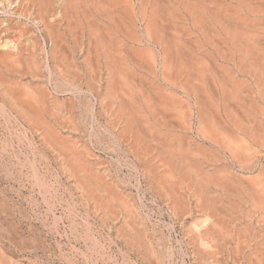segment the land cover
Segmentation results:
<instances>
[{"label": "bare ground", "instance_id": "bare-ground-1", "mask_svg": "<svg viewBox=\"0 0 264 264\" xmlns=\"http://www.w3.org/2000/svg\"><path fill=\"white\" fill-rule=\"evenodd\" d=\"M17 29L19 34L26 30L32 34L34 31L40 34L39 37H42L40 40L44 42V45L42 48L39 47L40 52L36 54L37 57L32 48V45L36 43L31 44L28 41L29 37L27 41H23V39L19 40L20 35H13L19 38V41L15 39L13 42L8 41V38L3 40L1 37L3 32L14 30L16 33ZM58 46L64 50L59 49ZM1 48L3 51H0V112L3 114L6 107H9L17 116H20L33 133L38 135L37 139L40 140L41 146L50 151L62 172L59 175L63 174L66 177L67 184L73 187V192H76V196L80 198L79 201L86 208H90L91 213L94 211L98 214L101 222L107 218L115 221L116 231H112L117 235L116 240L118 237L121 239L123 246L120 245L124 247V255L134 254L137 259L144 260L148 264L151 262L167 264L169 260H166L172 255L169 248L171 245L159 247L164 241L163 236L158 237L156 242L152 240L149 234L151 229L148 231L145 218H142L137 205L134 204L136 207H133V204L130 205L133 202L131 200L133 196L130 195L132 193L126 196L120 192L118 181L112 180L114 175L109 178L113 182L107 181L105 175L107 168L106 171L100 170L104 166L103 160H100L102 162L100 167L99 163L92 161L93 153L90 148L82 143L80 147L78 144L80 142L77 143L74 140L83 135L75 132L78 128L82 129L78 127L79 123L75 122L76 124L73 125L72 120L68 121L73 126L67 125V127H72L76 133L72 136L74 139H69L60 135L62 132H57V124L53 125L50 118H46L45 113L49 114L53 111L52 107H48L51 103L47 104L52 93L46 92L50 90L67 92L72 98H77L70 106L74 109L80 105L79 99H83L82 102L80 100V107L89 116L91 115V122L97 121L96 118L101 115L100 111L102 112L105 124L102 123L100 127L98 124V130L109 139V142H106L110 145L107 146L106 142L107 145H105L109 147V151L110 148L113 149L112 153L121 152V148L123 149L121 146L126 145L125 151L130 152V155L136 158V162L139 161L142 173L148 179L147 182L157 191L158 197L159 194L161 195L160 199H163L161 201H164L165 206L171 211V216L174 215L177 218V216L191 215L194 212L192 210L200 212V215L198 214L200 217H197L199 220L194 214L195 217H193L197 221L193 220L191 223L189 220L191 227L186 229V233L191 234L188 240L192 241L191 249L195 262L198 264H264V0H0ZM41 53L44 56H41ZM22 60L27 64L24 68L26 70L20 64H23ZM42 67L48 72V75L45 74L46 78L42 73ZM53 72L56 77L62 78L60 82L52 80ZM9 74H12L13 78H10ZM27 77L33 80L32 82H36L33 86L38 87L43 95L40 93L37 97L36 90L29 88L31 86L27 84L30 82L29 79L24 84L16 80ZM44 81H53V85L49 87L43 83ZM40 96L42 98H39ZM52 101L57 109L56 113L67 105L65 103H68L63 99H52ZM48 109L51 111L49 112ZM56 113L54 115H57ZM62 116V119L66 121L68 115ZM3 121L5 122V119ZM90 121L88 120V125L82 121L88 130L94 128ZM13 127L15 128V125ZM13 127L9 129L14 130ZM13 130L12 132L16 131ZM100 135L98 134L97 137L96 134L97 139ZM17 137L20 138V136ZM95 141L101 144L100 139ZM16 142L19 144L20 141L16 140ZM21 143L22 141L19 145ZM90 144L92 143L89 142V147H91ZM34 145L33 147L36 146ZM10 148L17 149L12 146ZM40 153L42 152L39 154L37 152L38 155ZM6 154L4 152V155ZM15 154L11 156L14 157ZM43 155L45 156V153ZM45 157L48 158L47 155ZM128 157L130 156L126 158ZM120 158H118L119 162ZM26 159L23 161L26 162ZM36 159L38 162V158ZM30 163L32 165L30 167H33V174L31 173L35 180L33 182L42 189L48 187L49 183L47 182V186L46 182L42 181L37 170L38 166L36 168L32 160ZM3 164H1L2 167L5 165ZM6 166L8 167V164ZM16 175L17 173L15 177ZM21 175L19 178L22 177ZM25 177L26 175L23 178ZM136 181L138 182L135 179L134 182ZM130 183L127 182L129 185ZM135 186L139 188L138 185ZM37 192L39 194V191ZM130 197L132 202L129 201L131 203H128V207L126 200ZM141 197L143 198L142 193ZM20 214L21 220L23 215ZM75 214L72 213L74 217ZM11 216L13 215L10 214ZM51 216L57 219L56 215ZM24 220L27 222L28 219ZM180 221L181 219L177 223L179 224ZM26 222L24 221V224ZM56 222L58 224V221ZM2 224L3 221L2 223L0 221L1 234L4 229ZM184 225L186 228V224ZM10 230H4V232L8 231L9 234ZM72 231L70 229V233ZM186 233L184 234L187 235ZM37 236L39 235L34 237L37 238ZM29 240H27L28 243ZM23 241L24 239L20 244L24 247L23 244L26 242ZM34 242L32 240V243ZM14 243H17L16 240ZM95 243L97 245L96 241ZM31 247L34 246L31 245ZM26 248L30 251L28 247ZM41 251L44 252L45 249L43 250L42 247ZM219 255H221L220 259H218ZM25 257L21 258L19 254L11 253L3 244L0 245V264H32L34 257ZM47 261L45 260L46 264L49 263ZM125 264H128V261Z\"/></svg>", "mask_w": 264, "mask_h": 264}, {"label": "rangeland", "instance_id": "rangeland-1", "mask_svg": "<svg viewBox=\"0 0 264 264\" xmlns=\"http://www.w3.org/2000/svg\"><path fill=\"white\" fill-rule=\"evenodd\" d=\"M17 31H18V29L16 30V33H15V31L14 30H12V31H10V32H8V31H6V32H3L2 34H1V37L3 38V40H4V38H8L7 40L9 41L10 40V42H13V40H15V39H19V40H21V39H23V41L24 40H28V41H30L31 42V44H32V42H33V44H34V42L36 43V44H34V45H32V48L34 49L33 51H34V55H36V54H39V52H40V50H39V47H43V45H44V42L42 41V40H40V39H42V37L40 38L39 36H40V34L37 32V31H34V33L32 34V33H30L28 30H26V31H23L22 33L20 32V34L19 33H17ZM12 36H10L9 34ZM28 33V34H27ZM30 33V34H29ZM35 33H36V35L38 36V38H37V36L35 35ZM38 33V34H37ZM18 34V35H17ZM24 34V35H23ZM26 34H27V37H26ZM3 35V36H2ZM6 35H8V36H6ZM13 35H16V36H19V38L18 37H16V36H13ZM29 35V36H28ZM32 36V37H31ZM35 36V37H34ZM10 37V38H9ZM16 37V38H15ZM26 38V39H24V38ZM29 37V38H28ZM28 38V39H27ZM32 38V40H30ZM34 39H36V40H34ZM37 39L39 40V41H37ZM12 40V41H11ZM16 40V41H17ZM18 40V41H19ZM34 40V41H33ZM9 42V43H10ZM38 42V43H37ZM42 42H43V44H42ZM8 45H6V47H7ZM31 46V45H30ZM5 47V46H4ZM3 47V48H4ZM5 47V48H6ZM36 47V48H35ZM59 47V46H58ZM62 48V47H61ZM60 47H59V49H61ZM37 49V50H36ZM61 50H64V49H61ZM0 51H3L2 50V48L0 49ZM37 51V52H36ZM41 56H44V54L42 55V53H41ZM36 57H37V55H36ZM41 58V60H43L42 59V57H40ZM23 61V60H22ZM43 62V61H42ZM22 66H23V69L25 68V66H27V64L26 63H24V61H23V64L22 63H20ZM18 65V64H17ZM22 66H21V68H22ZM24 70H26V69H24ZM45 71V72H44ZM42 73L44 74V78H46L47 76L46 75H48V72H47V70H46V68H43L42 67ZM54 73V72H53ZM52 73V74H53ZM46 74V75H45ZM10 78L13 76L12 74H9L8 75ZM46 76V77H45ZM13 78V77H12ZM51 78H52V80H54V82L56 81L57 83L58 82H60V80L62 79L61 77H56V75H55V73H54V75H52L51 76ZM57 78H59V79H57ZM29 78L27 77L26 79H16L17 80V82L18 83H21V84H24V82H26V80H28ZM25 80V81H24ZM28 81H30L29 83H27L28 84V86L29 85H31V86H29V88H31V89H33V91H35L36 90V96L38 97L39 96V94L41 93V92H39L40 90H39V88L38 87H34L33 85L36 83V82H32L30 79L28 80ZM45 85H47V86H49V87H51L52 85H53V81H51V82H46V81H44L43 82ZM47 83V84H46ZM52 83V84H51ZM48 84H50V85H48ZM34 87V88H33ZM38 88V89H37ZM35 89V90H34ZM53 90V89H52ZM39 92V93H38ZM46 93H49V94H51L50 95V97L54 100H56V99H59V100H61V99H63V101H66V100H68V101H66V102H68V103H65V105L66 106H64L63 107V109L60 111V112H58L57 111V113L55 112L57 109H55L56 107L55 106H53L54 105V102L52 101V99L50 98L48 101H47V104H50V105H48V107H52L53 108V111L57 114V115H54L55 113L52 111V113H49L51 110L50 109H48V111L49 112H47V113H49V114H46L45 112V115L47 116L46 118H50L49 120L51 121V123L53 124V125H56V128H57V132H59V133H61L60 135H63V136H66V137H68L69 139H74V138H72V136H73V134L74 135H76V133H81V134H83V135H80V138H77V139H74V140H76L77 141V143L78 142H80V143H78L79 144V146L80 147H82V144H84L87 148H90V150H91V152L93 153V156L91 157L92 158V161H94L95 163L97 162V163H99L98 165H100V167L102 166V165H104V166H102V168L100 169V170H105L106 171V168H107V174L108 173H110V175H111V177H110V175H107V174H105L106 176H107V178H106V180L108 181H111V182H113L112 180H114L115 179V181L114 182H117L119 185H120V192H122V193H124L125 195L126 194H129V193H132V194H130L131 195V197H132V199H131V197L129 198V199H127L126 201H127V206L129 207V205H128V203H131L132 201L131 200H133V202L130 204V205H137V208L139 209V211H140V213H142L141 215H142V218L144 219V221H146L145 222V225H147V228H148V231H149V234L151 235L150 237L152 238V240H154L155 242H156V240H157V238L158 237H160V236H163L164 237V241H163V243H162V246L160 245L159 247H161V248H164L166 245L167 246H169V245H171V246H169V248H170V250H171V254L172 255H174V256H170L166 261H168L169 260V262H167V264H196L197 262H195V260H194V257L192 256V241H189L190 239V237H191V234H187L186 233V229L189 227H191V224L189 223V220H191V223H192V221L194 220V221H197V220H199V218H197V217H200L199 215H200V212H198V211H196L195 212V210H192V217H191V215H186V216H184L183 215V217L182 216H180V217H182V218H184V219H182V218H180L179 216H177V218H176V216H174V215H172L171 216V211H169V209L167 208V206H165L166 204L164 203V201H161V200H163V199H160V197H161V195L159 194V197H158V194H157V191L154 189V187L153 186H150V184L147 182L148 181V179L146 178V176L145 175H143V171L141 170V166H140V163H139V161L138 162H136V158H134L133 157V155L131 154L130 155V152H127V151H125V149H126V145H122L121 147H123V149L121 148V150L125 153V155H124V153L121 151V152H119V153H112V151H113V149L111 150V148H110V151H109V147L107 148V146H109L110 145V143H107V142H109V139L105 136V135H103V134H101V132L98 130V128L101 126V124L103 123V124H105L104 123V121H105V119H104V115H102V112L100 111V114L101 115H99L98 116V118H96L97 119V121L95 120V122H91L90 120H91V115L89 116V114H87V113H85L82 109H81V102H82V100L83 99H79V103H80V105H78V106H76V108L77 109H74V107H70L71 106V104H72V102H75L74 100L75 99H77V98H72V96H71V94H69V93H67V92H61V91H59V92H55V91H48V92H46ZM56 93V94H55ZM61 93V94H60ZM62 93H64V94H62ZM38 94V95H37ZM66 94V95H65ZM40 95H43V93H41ZM54 95V96H53ZM62 95H64V96H62ZM68 95H69V97H68ZM60 96H62V97H60ZM68 97V98H67ZM0 98H1V96H0ZM39 98H42L41 96L39 97ZM83 98V97H82ZM80 100H81V102H80ZM0 101H1V99H0ZM52 101V102H51ZM76 102H78V101H76ZM73 108V110H71ZM80 108V109H79ZM11 108H9V107H6V110L3 112V114L0 112V140H2L1 142H0V156L2 155V153H3V156H1L0 157V163L1 162H5V160H6V162L3 164V163H1V164H3L4 166L2 167V165L0 164V204H2L3 206L5 205V201L7 202L6 203V205L5 206H7L6 208H5V206L3 207L2 205L0 206V216H1V218H0V221H1V223H2V221H3V224H2V226H3V231H2V234L0 233V245H4V246H6V248H9V250H10V252L12 253H16V254H19V257H21V258H23V257H25V256H27V257H30V258H32V257H34L35 258V256H37L36 258H35V260H34V258H32L33 259V262H32V264H42V262H43V264H46L45 263V260L47 261L48 259V261H47V263L49 262L50 264H125L127 261H128V264H133L134 262V264H144V263H147L146 261H144V260H140V259H137L136 257H135V255L134 254H129L128 256L125 254L124 255V253L125 252H123L124 251V247H122L123 246V243H122V241H121V239H119V237H118V239L116 240L115 238H117V235H115V233H113L114 231H116V224H115V221L113 222L111 219H109V218H107V219H103L104 220V223H103V220H102V222H101V218H100V216L98 215V214H96L94 211H92V213H91V209L89 208L88 209V207L86 208L84 205H83V203L82 202H80L79 200H80V198H78V195L76 196V192H73L74 191V189H73V187L71 186L70 187V184H67L68 183V181L66 180V177L63 175V174H61V175H59V173H62L61 171H60V169H59V165H58V163L54 160V157L52 156V154L51 153H49L50 151H48V150H45V148L43 147V146H41L42 144H41V142H40V140L39 139H37V138H39L38 137V135L37 134H35V133H33V131L31 130V128L29 127V125L27 124V123H25L22 119H21V117L20 116H17L16 115V113L11 109ZM67 111H66V110ZM79 109V110H78ZM96 109L98 110V108L96 107ZM82 110V111H81ZM1 111V110H0ZM65 111V112H64ZM74 111H77V112H74ZM7 112V113H6ZM11 112H13V113H11ZM61 112H63L62 114H60ZM69 112V113H68ZM74 112V113H73ZM83 113L82 115L81 114H79V113ZM98 112V111H97ZM96 112V116H97V113ZM77 113V114H76ZM50 114H51V116H50ZM68 115V116H70V117H66V115ZM71 114V115H70ZM73 114V115H72ZM8 115V116H7ZM12 115H13V117H12ZM52 115H54V116H52ZM59 115V117H57ZM62 115H64L66 118H67V122L69 121V122H71V120H72V124L73 125H75L76 123L78 124L79 123V125H78V127H80V128H82V129H79L78 128V130L77 131H75L76 133H74V129L72 128V127H67V125L68 126H73L72 124H69V122L67 123L65 120H63L62 118H63V116ZM86 115H88L89 117L87 118V116ZM17 116V117H16ZM50 116V117H49ZM71 116H74V117H71ZM84 116V117H83ZM6 117V118H5ZM8 117V118H7ZM19 117V118H18ZM56 117V118H55ZM60 117H61V119H60ZM65 117H64V119H65ZM81 117V121L79 120V118ZM103 117V118H102ZM5 119V122L3 121V119ZM10 118V119H9ZM70 118V119H69ZM73 118V119H72ZM84 118V119H83ZM10 121H9V120ZM14 119H15V121H14ZM16 119L18 120V122L16 123ZM53 119V120H52ZM58 119H60V120H58ZM57 122H56V121ZM63 120V121H62ZM74 120V121H73ZM88 120L91 122V123H93V125L92 126H94V128H92V129H94L93 131H92V129H86L85 127L86 126H84L83 124H82V121H83V123L84 122H86V123H84V124H86V125H88ZM102 122H101V121ZM12 121V122H11ZM20 121V122H19ZM59 121H60V123H61V125H60V123H59ZM64 121H65V123H64ZM80 121V122H79ZM2 122V123H1ZM11 122V123H10ZM15 122V123H14ZM63 122V123H62ZM76 122V123H75ZM97 122V123H96ZM99 122V123H98ZM9 123V124H8ZM22 123V125L25 127L26 126V128H24L22 125H20ZM67 123V124H66ZM96 123V124H95ZM11 124V125H10ZM15 125V128H16V126L17 125H20L22 128H19L20 126H17V128L15 129L13 126ZM64 124V125H63ZM95 124V125H94ZM98 124H99V127H98ZM4 125V126H3ZM28 125V126H27ZM97 125V127H95ZM5 126H7V127H5ZM60 126H62V127H60ZM66 126V127H65ZM81 126H84V127H81ZM5 127V128H4ZM10 127H13L14 128V130H16L15 132H12V128L11 129H9ZM28 127V128H27ZM59 127V128H58ZM7 128V129H6ZM24 128V130H22ZM65 128V129H64ZM70 128H72V131H70L71 129ZM85 128V129H84ZM103 128H104V126H102V130H103ZM9 129V130H8ZM21 129V131H19V130ZM25 129H26V131H25ZM59 129V130H58ZM98 130V132H96L97 130ZM11 130V131H10ZM13 130V131H14ZM19 132H18V131ZM32 131L31 133L32 134H30V132H28V131ZM65 130H67V132L65 131ZM8 131V132H7ZM24 131H25V133H24ZM80 131H82V132H80ZM96 133H95V132ZM104 131V130H103ZM4 132H5V135H4ZM16 132H18V133H16ZM20 132H23L22 134L20 133ZM9 135H8V134ZM14 134V135H12V134ZM69 133V134H68ZM87 133V134H86ZM16 134H18V135H16ZM20 134V135H19ZM25 134H28V135H25ZM65 134V135H64ZM68 134V135H67ZM72 134V135H71ZM96 134H97V137H98V134L100 135H102V137H101V135H100V138H98V139H100V142H101V144L100 143H97L95 140H98L97 139V137H96ZM3 135V136H2ZM23 135L25 136L24 138H23ZM92 135L94 136V137H92ZM5 136V137H4ZM6 136H7V138H6ZM14 136H15V139H14ZM17 136H20V138L19 137H17ZM30 136V137H29ZM36 136V137H35ZM86 136V138H84V137ZM84 139H83V138ZM106 137V138H105ZM2 138V139H1ZM5 138V139H4ZM17 138V139H16ZM30 138V139H29ZM34 138H36V139H34ZM94 138V139H93ZM96 138V139H95ZM102 138V139H101ZM7 139V140H6ZM12 139V140H11ZM20 139V140H19ZM22 139V140H21ZM33 141H32V140ZM68 139V140H69ZM83 139V140H82ZM87 140V142H86V140ZM103 139H104V141H103ZM106 139V140H105ZM108 139V140H107ZM10 140V142H8ZM16 140L17 141H22V143H21V145H19L20 144V142H18L19 144H17V142H16ZM31 140V141H30ZM79 140V141H78ZM90 140V141H89ZM93 140V141H92ZM4 141V142H3ZM6 141V142H5ZM11 141H14V142H11ZM28 141V142H27ZM35 141V142H34ZM71 141H73V140H71ZM85 141V142H84ZM92 141V142H91ZM107 141V142H106ZM16 142V143H15ZM25 142H27V143H25ZM32 142H33V144H32ZM84 142V143H83ZM89 142L90 143H92V144H90V146L92 147H89ZM96 142V143H95ZM108 144H106V143ZM7 143V144H6ZM8 143H9V145H8ZM36 143V144H35ZM38 143V144H37ZM82 143V144H81ZM102 143L104 144V145H102ZM25 145V146H23V145ZM36 146H35V145ZM77 144V145H78ZM99 144V145H98ZM107 146H106V145ZM6 145H7V147H6ZM29 145V146H28ZM33 145L35 146V147H33ZM88 145V146H87ZM6 148H4V147ZM14 147V148H17V149H11L10 147ZM28 146V147H27ZM32 148H31V147ZM38 146H40V147H38ZM97 146V147H96ZM100 146H102V147H100ZM104 146H105V148H104ZM9 147V148H8ZM21 147V148H20ZM24 147V148H23ZM43 147V148H42ZM25 148H27L28 150H26ZM35 148V149H34ZM37 148V149H36ZM99 148V149H98ZM3 149V150H2ZM7 149L9 150V151H7ZM13 150V152L11 151V150ZM33 149V150H32ZM41 149V150H40ZM106 149V150H105ZM2 150V151H1ZM5 150V151H4ZM21 150V151H20ZM24 150V151H23ZM35 150V151H34ZM38 150V151H37ZM99 150V151H98ZM101 150H103V151H101ZM108 150V151H107ZM19 151V152H18ZM26 151V152H25ZM27 151H29V152H27ZM38 152V154H39V152H42V153H40V155H38L37 154V152ZM2 152V153H1ZM4 152H5V154L7 153V152H9V153H7L6 155H4ZM12 152V153H11ZM18 152V153H17ZM24 152V153H23ZM36 152V153H35ZM15 153H17V155L15 154ZM21 153V154H20ZM26 153H29V154H26ZM31 153V154H30ZM32 153H35V155H32ZM45 153V156L47 155V159H46V157L43 155ZM96 155H95V154ZM98 153H100V154H98ZM110 153H112V154H110ZM123 153V154H122ZM10 154V155H9ZM13 154H15L14 155V157H12L13 156ZM18 154H20V155H18ZM39 156H37V155ZM115 156H114V155ZM117 154V155H116ZM120 154H121V156H120ZM12 155V156H11ZM95 155V156H94ZM26 156V157H25ZM28 156V157H27ZM31 156V157H30ZM35 156V157H34ZM37 156V157H36ZM101 156H102V158H101ZM124 156H130V157H128V158H126V157H124ZM16 157H18L17 159H16ZM25 157V158H24ZM29 157H30V159H29ZM32 157H34V158H32ZM44 158V159H41V158ZM94 157H96V158H94ZM98 157V158H97ZM116 159H115V158ZM119 157H121V158H123V159H121L120 158V162L118 161V158ZM4 160H3V159ZM10 158V159H9ZM12 158V159H11ZM15 158V159H14ZM21 158V159H20ZM27 158V159H26ZM36 158H38V162L36 161L37 159ZM39 158H40V160H39ZM93 158H94V160H93ZM105 158V159H104ZM113 158V159H112ZM7 159H9V161L11 162H9V161H7ZM24 159H26V162L25 161H23ZM28 159H29V163L31 162V160H32V162L34 163V165L36 166V168H37V166H38V168H37V170H38V172L40 173V175H41V177H42V181H44L43 183H45L46 182V185L48 186V183H49V188L48 187H46V188H44V189H42L41 187H39L38 185H36V183H34L35 182V180H34V176L32 175L33 174V172H32V168L33 167H30V166H32L31 165V163L29 164V163H27L28 162ZM110 159H112L111 161H110ZM133 161H132V160ZM22 162H21V161ZM42 160V161H41ZM47 160V161H46ZM50 160V161H49ZM100 160H103L102 162H103V164H102V162H100ZM105 160V161H104ZM125 161V163H126V161H129V162H127L126 163V165H125V163H124V161ZM131 160V161H130ZM135 160V161H134ZM16 161H19V162H16ZM45 161V162H44ZM49 161V162H48ZM115 161V162H114ZM116 161H118V162H116ZM7 162H9L10 164H11V166L9 165V163H7ZM24 162V164H25V166H24V164H22ZM56 164H55V163ZM106 162V163H105ZM112 164H111V163ZM8 164V167L6 166L7 164ZM17 163V164H16ZM19 163V164H18ZM46 163V164H45ZM51 163V164H50ZM106 165H105V164ZM115 163V164H114ZM124 163V164H123ZM129 163L131 164V165H133V166H131V168L132 167H138V168H136V170H135V168L133 169L134 170V172H133V170H131V168H130V166H129ZM134 163H136V164H134ZM15 164V165H14ZM36 164H38V165H36ZM40 164V165H39ZM48 164H49V166L51 167H49L48 166ZM102 164V165H101ZM108 164H110V165H108ZM119 164V165H118ZM127 164H128V166H127ZM20 165V166H19ZM22 165V166H21ZM27 165H28V168L30 169V170H28V168H27ZM56 165V166H55ZM114 165V167H112ZM118 167H117V166ZM123 167H122V166ZM139 165V166H138ZM13 166V167H12ZM40 166V167H39ZM58 166V167H57ZM107 166V167H106ZM110 168H109V167ZM128 168H127V167ZM43 167V168H42ZM5 168V169H4ZM48 168V169H47ZM108 168H109V170H108ZM119 169V171H118V169ZM16 169V170H15ZM45 171H43V170ZM56 169V170H55ZM110 169H112V170H110ZM121 169V170H120ZM14 170V171H13ZM28 170V171H27ZM138 170V171H137ZM16 171V172H15ZM25 171V172H24ZM31 171V172H30ZM117 171V172H116ZM15 172V173H14ZM114 172V173H113ZM115 172L117 173V174H115ZM122 172V173H121ZM138 174H137V173ZM14 175H13V174ZM17 173V175H16V177H15V174ZM21 173H23L22 175H21ZM25 173V174H24ZM32 173V174H31ZM47 173V174H46ZM10 174H12V176L10 175ZM57 174V175H56ZM123 174V175H122ZM128 174V175H127ZM132 174H134V176L132 175ZM135 174H137L136 176H135ZM140 174V175H139ZM6 175H8V177L6 176ZM19 175V176H18ZM20 175L22 176L21 178H19L20 177ZM26 175V179L25 178H23L24 176ZM43 175V176H42ZM47 175V176H46ZM59 175V176H58ZM63 175V176H62ZM113 175H114V177H113ZM118 177H117V176ZM127 175V176H126ZM130 175H131V177H130ZM11 176V177H10ZM45 176V177H44ZM56 176H58V177H56ZM133 176V177H132ZM33 177V178H32ZM65 177V178H64ZM113 177V178H112ZM116 177V178H115ZM127 177H129L128 179H127ZM141 177V178H140ZM23 178V179H22ZM109 178H112V180L111 179H109ZM138 178V179H137ZM19 181H18V180ZM48 179H50V181L48 180ZM126 181H125V180ZM132 179V180H131ZM135 179L136 180H138V182L136 181V182H134L135 181ZM144 179V180H143ZM33 180H34V182H33ZM46 180V181H45ZM134 180V181H133ZM22 181V182H21ZM58 181V182H57ZM125 181V182H124ZM129 181V183H130V185L129 184H127V182ZM140 181V182H139ZM142 181V182H141ZM20 182V183H19ZM25 182V183H24ZM30 182V183H29ZM48 182V183H47ZM56 182V183H55ZM66 182V183H65ZM122 182V183H121ZM134 182V183H133ZM33 183V184H32ZM53 183H55V184H53ZM60 183V184H59ZM24 184H25V186H24ZM53 184V185H52ZM131 184H133V186L131 185ZM142 184V185H141ZM36 185V186H35ZM46 185H44V186H46ZM122 185V186H121ZM129 185V186H128ZM135 185H138V187L139 188H137V186H135ZM140 185V186H139ZM24 186V187H23ZM31 186H32V188H31ZM66 186V187H65ZM124 186V187H123ZM128 186V187H127ZM40 189H39V188ZM121 187H123V188H121ZM145 187V188H144ZM68 190H67V189ZM135 188L137 189V190H135ZM37 189H39V190H37ZM41 189H42V191L43 192H47V193H43L42 191H41ZM47 189V190H46ZM51 189V190H50ZM70 189V190H69ZM128 189V190H127ZM52 190H54L53 192H52ZM57 190V191H56ZM122 190V191H121ZM125 190V192H127V193H125V192H123ZM138 190H139V192H138ZM142 190V191H141ZM143 190H144V192H143ZM36 191V192H35ZM37 191H39V194H38V192ZM51 191V192H50ZM48 192L50 193V194H48ZM136 194V192H137V194H138V196H137V194H136V196H135V194ZM37 193V194H36ZM52 193V194H51ZM122 193H121V195H122ZM141 193H142V196H143V198L141 197ZM153 193H154V196H153ZM5 194V195H4ZM41 194V196L39 197V195ZM43 194H44V196L46 197V195H47V197L45 198L44 196H43ZM57 194V195H56ZM73 194V195H72ZM156 194V195H155ZM2 195H4V196H2ZM9 197H8V196ZM28 195V196H27ZM71 195V196H70ZM125 195H122V196H125ZM150 195V196H149ZM31 196H33V198L31 197ZM74 196V197H73ZM127 196V195H126ZM140 196V197H139ZM28 197H29V199H28ZM37 197V198H36ZM44 199H43V198ZM152 197H154L155 199H153ZM1 198L3 199V200H5L4 202H3V200H1ZM11 200H10V199ZM25 198H26V200H25ZM50 198V199H49ZM51 198H52V200H51ZM59 198V199H58ZM66 198V199H65ZM134 198V199H133ZM136 198H140L139 200L140 201H138ZM27 199H28V202H27ZM131 199V200H130ZM150 199V200H149ZM160 199V200H159ZM44 202H43V201ZM46 200V201H45ZM47 200H49V201H47ZM56 200V201H55ZM57 200H61V201H57ZM69 200V201H68ZM11 201V202H10ZM13 201V202H12ZM31 201V202H30ZM51 201V202H50ZM53 201V202H52ZM129 201H131V202H129ZM143 203H142V202ZM17 202V203H16ZM30 202V203H29ZM40 202V203H39ZM50 204H49V203ZM59 202V203H58ZM66 202H68L69 204L67 205V203ZM135 202V203H134ZM138 202H140V203H138ZM4 203V204H3ZM45 203V204H44ZM79 203V204H78ZM9 206H8V205ZM18 204V205H17ZM48 204V205H47ZM53 205V208H52V205ZM140 204V205H139ZM72 205V206H71ZM133 206V207H136V206ZM146 205V206H145ZM10 206H13L12 208L10 207ZM16 208H15V207ZM18 206V207H17ZM20 206V207H19ZM38 206V207H37ZM40 206V207H39ZM49 206V207H48ZM23 207V208H22ZM54 207H55V209H54ZM142 207V208H141ZM5 208V210H2V209H4ZM17 208H19V209H17ZM25 208V209H24ZM35 210H34V209ZM37 208V209H36ZM48 208V209H47ZM67 208H68V210H69V213H68V210H67ZM86 208V209H85ZM130 208H132V206L130 207ZM6 209H8V210H6ZM23 209V210H22ZM40 209H42V210H40ZM52 209V210H51ZM70 209H72V210H70ZM161 209V210H160ZM23 212L24 210V212H23V214H22V212ZM49 210H51V211H49ZM55 210V211H54ZM77 210V211H76ZM85 210H86V212H85ZM132 210H134V209H132ZM6 213V215H5V213ZM10 211H11V213H10ZM27 211V212H26ZM31 211H32V213H31ZM169 211V212H168ZM13 212V213H12ZM74 212H76V214L74 213ZM143 212H145V213H143ZM11 215H13V216H11L10 217V214ZM22 214L23 216H21V220H20V216H19V214ZM24 213H25V215H24ZM27 213V214H26ZM72 213L73 214H75V217L72 215ZM94 213V214H93ZM20 214V215H21ZM56 215L57 216V219L56 218H54L53 216H51V215ZM87 214V215H86ZM145 214V215H144ZM194 214H195V216H194ZM199 214V215H198ZM59 215V216H58ZM71 215V217L69 218V216ZM96 215V216H95ZM144 215V216H143ZM147 215V216H146ZM6 216H8L7 218H6ZM26 216H27V218H26ZM30 216V217H29ZM44 217V218H42V217ZM78 216H79V218H78ZM98 216V217H97ZM171 216V217H170ZM197 219H195L194 217ZM5 217V218H4ZM13 217V218H12ZM15 217V218H14ZM97 217V218H96ZM2 218H4V219H2ZM28 219L27 220V222H26V220H24V219ZM53 218V219H52ZM99 218V219H98ZM8 219V220H7ZM16 219H18V220H16ZM23 219V220H22ZM56 219V220H55ZM94 219V220H93ZM147 219V220H146ZM181 219V221L179 222V224L177 223L179 220ZM30 220H31V222H30ZM36 220V221H35ZM84 220H85V222H86V224H85V222H84ZM164 220V221H163ZM13 223H12V222ZM24 221L26 222L25 224H24ZM51 221H53V222H51ZM56 221H58V224H57V222ZM75 221V222H74ZM108 222V224H109V226H108V224L106 225V223ZM150 221V222H149ZM173 221V222H172ZM183 221H184V223H183ZM5 222V223H4ZM21 222H23V223H21ZM56 222V223H55ZM76 222H78V223H76ZM10 223H11V225L13 224V226H11L10 225ZM28 223V224H27ZM30 223H31V225H30ZM52 223V224H51ZM89 223V224H88ZM114 224V225H111V224ZM150 223V224H149ZM169 223H172L171 225L169 224ZM187 223H189V224H187ZM8 225V226H6V225ZM17 224H19V225H17ZM32 224H34V225H32ZM53 224H56V225H54L53 226ZM102 224V225H101ZM149 224V225H148ZM184 224H186V228H184ZM6 227H5V226ZM24 225V226H23ZM36 225H38V226H36ZM84 225H85V227H84ZM89 225V226H88ZM106 225V227H104ZM151 225V226H150ZM153 225V226H152ZM159 227H157V226ZM168 225V226H167ZM173 225V226H172ZM175 225V226H174ZM187 225H189V226H187ZM1 226V225H0ZM14 226H16V228L14 229ZM52 226V227H51ZM71 226V227H70ZM88 226V227H87ZM111 226V227H110ZM172 226V227H171ZM19 227V228H18ZM40 227V228H39ZM42 227V228H41ZM76 229V230H74V228ZM108 227V228H107ZM151 227V228H150ZM169 227V228H168ZM174 227V228H173ZM7 228H9V229H7ZM14 229V231H12L13 229ZM34 228V229H33ZM52 228H55V229H52ZM89 228V229H88ZM111 228V229H110ZM172 228V229H171ZM11 229V230H10ZM22 229V230H21ZM26 229H27V231H26ZM38 229H39V231H38ZM70 229L71 230H73L71 233H70ZM91 229V230H90ZM158 229H160L159 231H161V232H159L158 231ZM0 230H2V229H0ZM4 230H10L9 231V234L6 232H4ZM31 230V231H30ZM42 230V231H41ZM87 230V231H86ZM112 230H114V231H112ZM16 231H18L17 233H16ZM26 231V232H25ZM29 231V232H28ZM89 231V232H88ZM109 231H110V233H109ZM4 232V233H3ZM11 232V233H10ZM15 232V233H14ZM37 232V233H36ZM40 232V233H39ZM43 232V233H42ZM91 232V233H90ZM164 232V233H163ZM19 233V234H18ZM21 233V234H20ZM28 233H29V237H27L28 236ZM74 235H73V234ZM90 233V234H89ZM152 233V234H151ZM154 233V234H153ZM162 233V234H161ZM184 233H186L187 235H185ZM5 234V235H4ZM23 234V235H22ZM30 234H33V235H30ZM34 234H36V235H39V236H37V238L36 237H34V236H36V235H34ZM81 234V235H80ZM90 236H89V235ZM93 234V235H92ZM111 234V235H110ZM157 234L159 235V236H157ZM165 234V235H164ZM16 235H19V236H16ZM20 235H21V238H20ZM41 235V236H40ZM45 235V236H44ZM78 235H80V236H78ZM92 235V236H91ZM113 235V236H112ZM187 237H185V236ZM190 235V236H189ZM8 237V238H5V237ZM10 236V237H9ZM33 236V237H32ZM78 236V237H77ZM84 236V237H83ZM95 236V237H94ZM116 236V237H115ZM17 239H16V238ZM25 237V238H24ZM93 238V240H94V243H93V240H91V238ZM111 238V240H110V238ZM113 237V238H112ZM166 237H169V238H166ZM11 238H12V240H11ZM31 240V242H30V240ZM88 240H87V239ZM96 240H95V239ZM171 238V239H170ZM4 239V240H3ZM16 240V242L17 243H14V241ZM24 239V241L23 242H26L25 244H23V245H25L24 247L20 244V243H22L21 241ZM26 239V240H25ZM40 239V240H39ZM42 239V240H41ZM43 239H45V240H43ZM166 239H167V241H166ZM176 239V240H175ZM189 239V240H188ZM27 240H29V243H28V241ZM32 240L33 241H35V242H37L36 244H35V242L34 243H32ZM87 240V241H86ZM90 240H91V242H90ZM119 240V241H118ZM175 240V241H174ZM6 243H5V242ZM20 241V242H19ZM95 241L97 242V245H98V247H97V245H95L96 243H95ZM112 241V242H111ZM153 241V242H154ZM190 242V244H189V242ZM8 242V243H7ZM10 242H13L12 244L10 243ZM42 242V243H41ZM114 242V243H113ZM116 242V243H115ZM185 242V243H184ZM188 242V243H187ZM5 243V244H4ZM30 243H31V245L32 246H34L33 248L31 247V245H30ZM44 243V244H43ZM112 245H111V244ZM165 243V244H164ZM168 243V244H167ZM6 244H8V245H6ZM16 244V245H15ZM19 244H20V246H19ZM29 246H28V245ZM35 244V245H34ZM43 244V245H42ZM122 246H121V245ZM164 244V245H163ZM187 244H189V245H187ZM19 247H18V246ZM41 245V246H40ZM9 246V247H8ZM88 246V247H87ZM94 246V247H93ZM96 246V247H95ZM121 246V247H120ZM10 247L12 248V249H10ZM17 247V248H16ZM20 247H22L21 249H20ZM26 247H28L29 249H30V251L26 248ZM42 247H43V250L45 249V253L44 252H42L41 250H42ZM51 247V248H50ZM171 247H173V248H171ZM19 248V249H18ZM41 250H40V249ZM48 248H49V250L51 249H53L54 251H51L50 250V252H49V250H48ZM88 248V249H87ZM179 248V249H178ZM181 248V249H180ZM187 248V249H186ZM34 249V250H33ZM94 249V250H93ZM122 249V250H121ZM12 250V251H11ZM22 250V251H21ZM34 251V252H32V251ZM46 250H48V251H46ZM109 250V251H108ZM181 251V252H178V251ZM59 251H60V253L62 254V255H60V253H59ZM86 252V253H84V252ZM121 251V252H120ZM174 251V252H173ZM188 251V252H187ZM49 252V253H48ZM56 254H54V253ZM110 252V253H109ZM185 254H184V253ZM35 253V254H34ZM54 255H53V254ZM64 253V254H63ZM82 253H84V254H82ZM88 253V254H87ZM121 254V256H120V254ZM188 253V254H187ZM20 254H22V255H20ZM187 254V255H186ZM29 255V256H28ZM31 255V256H30ZM35 255V256H34ZM82 255H84L85 257H83ZM87 255V256H86ZM110 255V256H109ZM133 255V256H132ZM218 255V254H217ZM109 256V257H108ZM125 257V258H122V257ZM132 256V257H131ZM184 256V257H183ZM192 256V257H191ZM52 257V258H51ZM135 259H134V258ZM172 257V258H171ZM181 257V258H180ZM218 257V256H217ZM220 257H221V255H219V257H218V259H220ZM26 258V257H25ZM54 258V259H53ZM216 258V257H215ZM38 259V260H37ZM66 259H69L70 261H68V260H66ZM110 259V260H109ZM122 259V260H121ZM134 259V260H133ZM192 259V260H191ZM233 259H235L234 258V256H233ZM40 260H42V261H40ZM44 260V261H43ZM56 260V261H55ZM65 260V261H64ZM130 260V261H129ZM138 260H140V261H138ZM172 262H171V261ZM182 260H184L183 262H182ZM52 261V262H51ZM136 261H137V263H136ZM142 261V262H141ZM194 261V262H193ZM34 262H37V263H34ZM40 262V263H39ZM122 262V263H121ZM130 262V263H129ZM141 262V263H140ZM144 262V263H143ZM185 262V263H184ZM230 262H231V260H230ZM48 263V264H49ZM152 263V262H151ZM151 263H149V264H151ZM148 264V263H147ZM153 264V263H152ZM165 264H166V262H165ZM198 264V263H197Z\"/></svg>", "mask_w": 264, "mask_h": 264}]
</instances>
